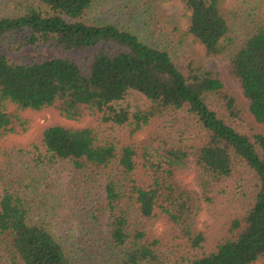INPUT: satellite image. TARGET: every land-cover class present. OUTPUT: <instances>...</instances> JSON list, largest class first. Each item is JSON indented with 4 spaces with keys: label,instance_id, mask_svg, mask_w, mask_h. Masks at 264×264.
I'll return each mask as SVG.
<instances>
[{
    "label": "trees",
    "instance_id": "trees-1",
    "mask_svg": "<svg viewBox=\"0 0 264 264\" xmlns=\"http://www.w3.org/2000/svg\"><path fill=\"white\" fill-rule=\"evenodd\" d=\"M182 1L191 13L186 33L208 57L228 61L250 115L264 125L261 6L249 0L232 5L227 0ZM95 3L19 0L17 13L0 14V250L7 249V255L0 253V264H80L49 215L39 211L55 206L39 187L46 183L51 191L47 166L60 163L93 170L104 181L103 200L94 204L96 211L88 208L97 231L92 238L105 245L95 251L99 261L108 255L109 264H252L264 259V133L236 128L232 119L240 117L241 108L221 72L192 60L181 63L160 32L150 31L143 39L93 18ZM172 30L180 33L177 24ZM26 47L63 53L34 62L15 60ZM132 90L149 103L135 110L119 103ZM54 107L66 119L92 117L97 125H48L27 144L14 142V136L25 134L23 111ZM113 129L126 130L130 137L152 132L137 145L120 133H108ZM187 167L195 171L197 194L176 180L178 170ZM234 182L245 208L228 218L221 237L207 248L199 215ZM107 214L103 230L100 220ZM159 219L170 226L164 236L151 230Z\"/></svg>",
    "mask_w": 264,
    "mask_h": 264
},
{
    "label": "rangeland",
    "instance_id": "rangeland-1",
    "mask_svg": "<svg viewBox=\"0 0 264 264\" xmlns=\"http://www.w3.org/2000/svg\"><path fill=\"white\" fill-rule=\"evenodd\" d=\"M18 1L0 0V14L17 13L19 8L15 7V2ZM239 1L227 0V4L232 5ZM249 2L259 4L264 12V0H249ZM190 16L191 13L186 9L182 0H96L92 11L93 18L102 22L119 24L134 31L143 39H147L150 31L160 32L164 39L171 42L169 50L181 63L187 64L189 60H192L194 64H202L209 69L221 72L228 92L237 99V104L241 108L240 117L232 119L236 128L241 132H249L253 129L264 133V125L258 124L250 115L248 101L243 95L240 83L231 75L228 61L224 58L208 57L204 46L186 33ZM174 24L179 26L182 35L173 32ZM62 53L63 51L58 48L26 47L15 54L13 58L21 62H34L60 56ZM119 103L129 105L132 110H135L143 108L149 103V100L143 93L132 90L126 99ZM15 109L14 106L12 110ZM21 116L26 128L25 134L14 136V142L20 144H27V141L34 138L43 127L48 125L79 126L87 122L97 125V120L92 117H87L82 121L66 119L56 107L37 112L26 110L21 113ZM151 132L152 129H149L130 137L126 130H118V132L116 129L108 130V133L122 134L125 141L134 142L137 145L145 143L150 138ZM47 170L50 172L52 180L51 191L47 188L46 183H41L39 191L43 196H47V200L54 203L55 206H51V208L43 205L40 206L39 211L42 210L43 213L49 215L61 241L81 258L80 264H109L106 261L109 259V255L106 260L99 261L95 258V251H103L105 245L92 238L91 234L97 231L88 215V208L94 207L95 203H100L103 200L101 195L104 187L103 179L93 170L92 172L75 170L63 163L48 165ZM39 174L40 176L45 175L42 170H39ZM176 180L183 187L197 194L198 188L193 168L187 167L178 170ZM238 185L239 183H231L228 186L227 194L223 195L215 206L204 209L199 215V227L207 229V242L205 243L207 248L211 249L215 245V241L221 237L222 227L228 218L243 212L245 208ZM52 188L57 192L56 194ZM1 193L2 189L0 188V195ZM38 204L40 203L38 202ZM108 222L109 214L101 217L100 225L103 230L107 229ZM151 230L159 236H164L170 230V226L166 220L159 219L152 222ZM6 250V248H2L0 253L7 255ZM84 250H88V255ZM9 264L16 263L10 262ZM252 264H264V259Z\"/></svg>",
    "mask_w": 264,
    "mask_h": 264
}]
</instances>
